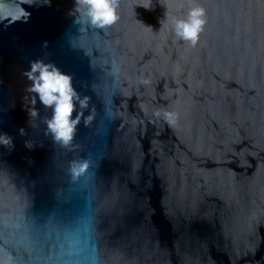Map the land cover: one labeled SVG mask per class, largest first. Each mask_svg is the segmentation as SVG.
<instances>
[{
	"label": "water",
	"instance_id": "95a60500",
	"mask_svg": "<svg viewBox=\"0 0 264 264\" xmlns=\"http://www.w3.org/2000/svg\"><path fill=\"white\" fill-rule=\"evenodd\" d=\"M196 2L194 46L134 0L103 29L77 0L0 21V264H264V0ZM37 60L70 77L66 144Z\"/></svg>",
	"mask_w": 264,
	"mask_h": 264
},
{
	"label": "clouds",
	"instance_id": "9594fccd",
	"mask_svg": "<svg viewBox=\"0 0 264 264\" xmlns=\"http://www.w3.org/2000/svg\"><path fill=\"white\" fill-rule=\"evenodd\" d=\"M32 3L33 0H0V21L6 20L10 24L23 19L26 22L31 12L23 5ZM44 3L48 4L50 0H44ZM157 4L164 5L163 16L158 18L159 26L170 29L177 40L186 41L194 46L206 23L205 8L196 0H190L186 11L177 16L171 12L169 5L164 4V0H134L132 12L135 15L136 7L152 10ZM118 7L117 0H77L76 3V10H82V15L87 17V22L102 29L114 25L119 20ZM140 22L144 23L142 20ZM144 25L150 30L153 29L151 25L145 23ZM26 74L33 82L30 90L38 93L39 99L44 105H53L55 102L53 115L47 121V127L53 133L54 139L65 144L68 143L72 139L74 126L79 119L78 116L70 120L73 111V96L75 95L70 77L61 73L54 66L38 60L31 63ZM86 101L87 98H84L79 103L81 106H85ZM154 115L159 117L161 113L156 112ZM90 119L91 117H89ZM163 119L168 123H173L175 116L173 113H163ZM0 141L6 144L9 142L3 136H0ZM86 167L87 164L82 163L74 171H82Z\"/></svg>",
	"mask_w": 264,
	"mask_h": 264
}]
</instances>
